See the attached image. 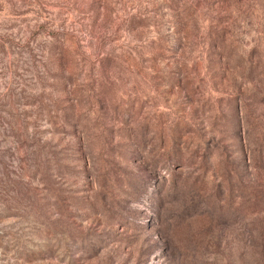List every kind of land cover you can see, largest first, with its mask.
Wrapping results in <instances>:
<instances>
[{
    "label": "rangeland",
    "instance_id": "obj_1",
    "mask_svg": "<svg viewBox=\"0 0 264 264\" xmlns=\"http://www.w3.org/2000/svg\"><path fill=\"white\" fill-rule=\"evenodd\" d=\"M0 264H264V0H0Z\"/></svg>",
    "mask_w": 264,
    "mask_h": 264
}]
</instances>
